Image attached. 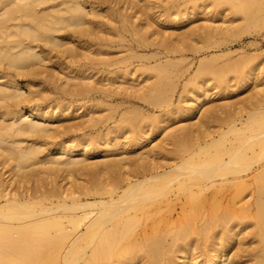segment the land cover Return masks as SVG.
<instances>
[{
  "label": "bare ground",
  "instance_id": "1",
  "mask_svg": "<svg viewBox=\"0 0 264 264\" xmlns=\"http://www.w3.org/2000/svg\"><path fill=\"white\" fill-rule=\"evenodd\" d=\"M242 11L252 18L246 6ZM190 17L179 5L157 7L149 0H0V244L16 249L20 264H240L244 257L264 264L263 97L251 108L231 112L226 127L191 128L186 136L193 146L177 152L172 163L149 154L133 175L121 174L113 182L77 183L75 173L90 164L85 140L73 144L63 138L44 154L49 139L61 136L50 123L58 116L50 108L57 106L40 102L33 90L50 65L81 75L133 70L139 66L131 60L141 50L152 51L142 57L157 63L142 71L161 70L171 63L160 62V51L176 47L166 34L175 35V27ZM166 23L172 32L164 30ZM114 46L125 56L103 58ZM168 76L159 75V81ZM65 78L69 92L71 80L81 89L93 77ZM155 83L130 84L124 91L143 97L154 88L150 99L159 105L166 84ZM201 98L188 107V116L197 113ZM69 108L60 107L62 113ZM172 108L162 111L167 115ZM150 135L145 132L143 142ZM116 146L108 144L105 151ZM126 162L99 164L120 171ZM60 172L75 190L54 178V186L46 187L44 176ZM208 232L213 242L197 244Z\"/></svg>",
  "mask_w": 264,
  "mask_h": 264
},
{
  "label": "rangeland",
  "instance_id": "2",
  "mask_svg": "<svg viewBox=\"0 0 264 264\" xmlns=\"http://www.w3.org/2000/svg\"><path fill=\"white\" fill-rule=\"evenodd\" d=\"M149 1L157 7L176 4L185 15H191L175 27V35L169 33L174 30L171 24L162 25L170 35L166 34L169 44L174 43L176 47L173 52L172 49L168 52L167 49L160 51V62L170 61L171 64L161 70L150 68L148 72H143L142 68L147 64L155 66L157 63L142 57L151 55L152 51L139 50L131 60L139 67L133 70L128 67L124 71H89L81 75L70 74L68 70L60 71L56 69L57 66L50 65L48 72L40 75V83L33 88L35 93L43 98L40 102L47 101L57 106L55 109L53 107V111L52 107L50 108L52 114L58 115L50 123L52 129L58 128L61 131V136L49 139L44 154L63 138L73 144L86 141L88 152L85 157L90 164L75 173L77 183L83 186L90 187L95 181L113 182L119 175L127 177L130 172L133 175L149 154H154L156 161L162 164H170L175 160L177 152L180 155L193 146L191 138H188L191 128L216 130L219 128L217 125L221 124L226 127L225 119L228 120L231 112H240V108H251L261 97L264 98V0ZM245 6L250 10V19H245L246 15L242 11ZM165 17L166 15L161 18ZM176 37L179 41H176ZM126 39L130 37L127 36ZM133 44L138 45L137 42ZM121 48H109L110 53L103 58L122 59L125 52L121 51ZM55 61L56 57L53 62ZM47 75H50L52 80H45L44 76ZM66 75L79 76L82 79L93 77L92 83L86 81V86L75 89L72 84L78 82L71 80L70 91L67 92L64 85ZM121 75L126 77L117 80ZM159 75L169 76L160 78L159 81ZM43 80L45 81L41 82ZM116 80L120 86L123 85L122 90H119V85H113ZM155 82L166 84V89L163 87L161 93L159 92L165 101L159 105L153 104L150 99L155 94L154 88L147 89L143 97L131 91H124L130 84L142 83L152 87ZM199 87L201 89H198ZM113 89L117 90L116 93L114 91L107 97ZM199 94H202L199 105L201 108L198 106L197 113L192 117L188 116L191 109L188 107ZM64 104L70 105L66 113H62L60 109ZM169 107H173V111L165 115L162 109ZM194 124L196 125L193 126ZM145 132H150L151 135L143 142ZM177 140L179 142H176ZM181 140L184 143L181 144ZM70 142L67 147L72 145ZM108 144L117 145L116 149L105 151ZM120 158L127 159L126 168L120 171L110 170L99 164ZM63 175L60 172L57 176H44L48 183L46 187L54 186L55 183H50L54 178L68 189L75 190L77 187L74 183L69 179L64 180ZM36 184L31 183L32 186ZM126 186L124 182L120 191ZM80 197L85 198L84 194ZM45 204L50 205L52 202L47 200ZM183 217L185 216H176L177 219ZM211 234L212 232L200 234L197 244H211ZM248 240L246 244H252L251 240ZM67 245L63 244L65 248ZM231 249L230 247L227 253L232 255L234 252H230ZM202 258L201 256L200 259ZM4 260L12 264H20L21 261L16 249H9V246L0 244V262ZM247 261L244 257L240 264L254 263Z\"/></svg>",
  "mask_w": 264,
  "mask_h": 264
}]
</instances>
